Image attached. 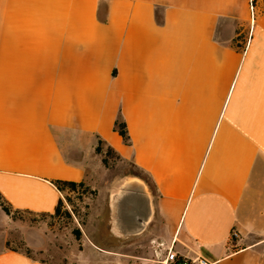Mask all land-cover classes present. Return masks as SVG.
<instances>
[{
    "label": "crops",
    "instance_id": "obj_1",
    "mask_svg": "<svg viewBox=\"0 0 264 264\" xmlns=\"http://www.w3.org/2000/svg\"><path fill=\"white\" fill-rule=\"evenodd\" d=\"M254 4L252 23L249 0H0L6 203L53 214V181L92 183L64 143L86 163L100 138L141 174L110 192L124 264L131 243L142 263L171 252L264 264V0ZM226 20L240 28L228 39ZM0 264L47 263L0 249Z\"/></svg>",
    "mask_w": 264,
    "mask_h": 264
},
{
    "label": "rangeland",
    "instance_id": "obj_2",
    "mask_svg": "<svg viewBox=\"0 0 264 264\" xmlns=\"http://www.w3.org/2000/svg\"><path fill=\"white\" fill-rule=\"evenodd\" d=\"M248 23L250 27L251 21ZM224 28V39L240 29L238 23L231 20L224 22ZM245 39L243 33L232 43L239 45ZM96 143L98 146V139ZM64 150L71 159L84 163L91 185L86 184L87 189L75 191L66 188L58 213L35 214L11 209V214L7 215L0 207V249L29 253L33 259L47 264H124V242L110 232V192L118 189L124 176L141 174L130 161L108 153L106 145H102L101 154L94 152L93 161L86 163L74 150L70 137L64 143ZM104 159L107 164L103 163ZM141 177L146 179L144 175ZM76 232L80 233L79 238H76ZM93 244L102 251H97ZM92 250L100 255L96 257ZM128 251L132 253L129 264H155L142 263L137 258L141 255L140 248L134 243Z\"/></svg>",
    "mask_w": 264,
    "mask_h": 264
},
{
    "label": "trees",
    "instance_id": "obj_3",
    "mask_svg": "<svg viewBox=\"0 0 264 264\" xmlns=\"http://www.w3.org/2000/svg\"><path fill=\"white\" fill-rule=\"evenodd\" d=\"M103 12H104V9L102 7H100V17H102V20L105 21V18L103 17ZM237 39V38H236ZM239 48H242L241 44L238 45ZM114 129L115 131L123 138L124 142L128 145H130V136L128 134V129H127V126H126V123L125 121L122 119L121 116H118V118L116 119L115 121V124H114ZM98 141H99V145L96 146L95 148V152L97 154H101L102 153V145H106L107 148H108V153H114L116 154L119 158H121L115 151L114 149H112L110 146H108L106 143H104L103 140H101L100 138H98ZM122 159V158H121ZM103 163L104 164H107V160L104 159L103 160ZM53 184L57 187V189L63 193V191L66 189V188H69L71 190H77V189H87L86 187V183L84 182H80V183H76V182H69V181H53ZM62 205V200H60V202L58 203V206L55 210L54 213H58L60 211V207ZM0 207L2 208V210L7 214V215H10L11 214V208L7 203L6 201L4 200L3 196L0 194ZM16 211H20V210H16ZM24 212H27V213H33V212H30V211H24ZM76 238H79L80 237V233L79 232H76ZM15 251H19V250H15ZM22 252V251H20ZM24 254H26L28 257H31L29 255V253H25V252H22ZM32 258V257H31Z\"/></svg>",
    "mask_w": 264,
    "mask_h": 264
},
{
    "label": "built area",
    "instance_id": "obj_4",
    "mask_svg": "<svg viewBox=\"0 0 264 264\" xmlns=\"http://www.w3.org/2000/svg\"><path fill=\"white\" fill-rule=\"evenodd\" d=\"M254 1L255 0H249V12H250V18H251L252 23L254 22L256 18V9H255ZM231 238L232 239L239 238V233L236 231H232ZM197 263L198 264H208V262L203 258H200L194 261L188 258L176 257L172 255L171 252L167 253L165 262H164V264H197Z\"/></svg>",
    "mask_w": 264,
    "mask_h": 264
}]
</instances>
